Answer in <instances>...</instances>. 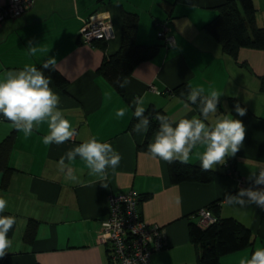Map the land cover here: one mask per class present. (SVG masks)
I'll list each match as a JSON object with an SVG mask.
<instances>
[{
	"label": "crops",
	"instance_id": "1",
	"mask_svg": "<svg viewBox=\"0 0 264 264\" xmlns=\"http://www.w3.org/2000/svg\"><path fill=\"white\" fill-rule=\"evenodd\" d=\"M226 1L35 0L23 16L0 26V76L25 65L44 72L43 62L54 57L66 83L62 88L52 80L50 87L59 95L58 107L77 133L63 144L45 145L46 121L34 125L33 134L26 139L0 115V145L14 136L9 155L13 169L5 186L0 170V198L7 201L0 215L16 219L7 234L12 246L0 264H109L111 247L98 243V231L109 215V195L128 190L142 197L141 217L162 229L165 247L152 254V264H197L198 246L191 240L190 224L199 223L196 213L200 209L214 204L219 206L217 211L210 209L214 214L236 218L252 231L253 238L249 246L222 256L220 264H240L264 247L260 207L248 203L246 196L242 198L244 207L225 202L241 190L236 177L225 172L228 162H234L238 176L245 181L256 179L264 168V49L242 47L236 53L228 52L206 28ZM7 2L0 0V9ZM124 9L139 15L138 41L161 44V49L153 59L136 66L120 94L99 69L121 47ZM92 18L109 27L108 40L84 43L81 31ZM160 23L169 26L175 45L165 46L159 39ZM30 42L38 49L35 55L29 54ZM181 85L187 88L178 91ZM200 87L204 92L193 103L189 94ZM212 90L222 95L217 113L210 114L205 123L211 126L227 114L241 119L246 128L243 147L224 165L216 166L211 182L174 184L169 163L152 157L147 149L158 130L150 135L149 128L144 135L133 131L139 120L132 115V101L143 98L148 118L159 112L175 127L182 118L204 119L201 99ZM237 103L246 109L245 116L235 113ZM126 106L129 112L117 118L116 110ZM91 137L110 143L122 157L115 171L109 169L102 181L88 175L79 156L67 159V152ZM203 150L198 143L189 163L200 166L197 153ZM69 170L79 182L68 180ZM30 223L36 225L33 238L28 235Z\"/></svg>",
	"mask_w": 264,
	"mask_h": 264
},
{
	"label": "clouds",
	"instance_id": "2",
	"mask_svg": "<svg viewBox=\"0 0 264 264\" xmlns=\"http://www.w3.org/2000/svg\"><path fill=\"white\" fill-rule=\"evenodd\" d=\"M28 51L29 54L35 55L38 49L30 42ZM42 67L56 70L57 61L51 57L43 62ZM114 83L119 87H125L129 81L125 79L121 82L117 77ZM50 84L52 79L46 77L44 72L35 65H25L20 70H8L0 76V115L9 121L16 131L22 132L26 139L33 134L34 125H40L46 121L48 134L43 137V143L59 145L72 140L77 133L59 109V95L52 90ZM203 92L202 87L193 89L189 99L195 103L197 97ZM221 95L220 92L212 90L207 96L202 97L201 115L204 119L195 116L191 119L182 118L175 127L169 122L168 116L156 112L153 119L159 122V130L155 133L152 142L147 145L151 156L169 164L174 162L188 164L193 148L199 143L204 148L203 152L197 153L202 171L214 170L217 165H224L227 158L235 157L243 147L246 138L243 121L227 114L216 118L211 126L205 123L210 114L217 113ZM105 96L110 98L108 93H105ZM132 103L135 105L132 115L139 120L134 125L133 131L144 135L148 131L150 121L145 115L143 98L136 97ZM128 112L127 106L119 108L115 116L122 119ZM235 113L243 117L246 115V109L237 103ZM66 155L69 161L79 156L89 170L88 175L98 177L101 181L107 178L109 169L115 171L122 159L110 143L100 142L96 137L80 143ZM63 162L61 158L60 163L63 164ZM252 175L255 176L256 172L252 171ZM67 178L72 182H79L71 170L67 173ZM255 182L258 185L264 184V168H260ZM245 196L248 198V203H255L264 210V189H241L237 196L227 197L225 202L229 205L236 203L244 207L246 202L242 198ZM6 208L7 201L0 198V213H3ZM15 223L14 216L0 215V259L8 254L12 246V241L7 234ZM240 264H264V247L257 248L252 252L251 259H242Z\"/></svg>",
	"mask_w": 264,
	"mask_h": 264
},
{
	"label": "trees",
	"instance_id": "3",
	"mask_svg": "<svg viewBox=\"0 0 264 264\" xmlns=\"http://www.w3.org/2000/svg\"><path fill=\"white\" fill-rule=\"evenodd\" d=\"M256 13L254 0H227L220 5L218 16L209 22L206 28L228 52L236 53L242 47L264 49V27L258 24ZM138 22L139 15L136 12L123 10L121 47L118 52L106 57L99 69V72L120 94H123L124 87H119L114 83L117 77L122 82L132 74L136 66L153 59L161 49V44H144L138 41ZM161 24L158 25L159 28ZM158 37L165 46H168L163 38L159 35ZM102 41L106 40L99 39L94 44ZM105 46V44L102 45L103 48ZM44 72L56 84L62 86V88L65 86L66 79L57 69H45ZM181 86L182 88H179L178 91L187 88L186 85ZM148 119L150 121V135L152 132L159 130V122L153 117ZM13 138L14 136L11 134L0 145V170L4 174L3 186L7 184L9 174L13 169L9 165ZM145 143H148V139ZM169 169L171 181L174 184L182 182L209 183L217 174L213 170L202 171L200 166L191 163L174 162L169 164ZM225 172L227 173L226 167ZM141 200L142 197L140 196V203ZM211 206L215 211L219 209L218 205ZM207 208L211 209L210 207ZM29 225L28 235L29 238H33L36 225L31 223ZM190 236L192 242L198 246L197 264H220L222 256L249 246L253 239L252 231L236 218H221L218 216L217 221L207 227H203L199 223H191Z\"/></svg>",
	"mask_w": 264,
	"mask_h": 264
},
{
	"label": "built area",
	"instance_id": "4",
	"mask_svg": "<svg viewBox=\"0 0 264 264\" xmlns=\"http://www.w3.org/2000/svg\"><path fill=\"white\" fill-rule=\"evenodd\" d=\"M34 3L35 0H8L0 9V26L6 20L24 15ZM158 35L168 46L176 44V39L166 23L160 25ZM81 36L84 43L93 45L96 40H108L111 33L104 22L92 18L85 23ZM226 170L229 176L236 177L241 189H264V184H256V179L245 181L240 178L232 161L226 164ZM108 202L109 215L101 224L97 241L110 245L109 264H152V254L164 247L165 240L160 225L149 224L141 217L140 194L135 190L113 192L109 195ZM261 211L264 214V210ZM196 215L199 216V224L203 227L217 221V216L209 208L200 209Z\"/></svg>",
	"mask_w": 264,
	"mask_h": 264
},
{
	"label": "rangeland",
	"instance_id": "5",
	"mask_svg": "<svg viewBox=\"0 0 264 264\" xmlns=\"http://www.w3.org/2000/svg\"><path fill=\"white\" fill-rule=\"evenodd\" d=\"M255 6L257 9V21H259V24L264 27V0H256Z\"/></svg>",
	"mask_w": 264,
	"mask_h": 264
},
{
	"label": "water",
	"instance_id": "6",
	"mask_svg": "<svg viewBox=\"0 0 264 264\" xmlns=\"http://www.w3.org/2000/svg\"><path fill=\"white\" fill-rule=\"evenodd\" d=\"M149 117H152V114H150V116Z\"/></svg>",
	"mask_w": 264,
	"mask_h": 264
}]
</instances>
